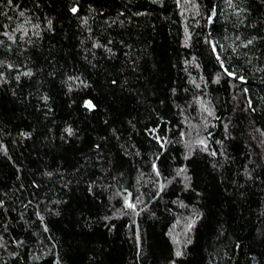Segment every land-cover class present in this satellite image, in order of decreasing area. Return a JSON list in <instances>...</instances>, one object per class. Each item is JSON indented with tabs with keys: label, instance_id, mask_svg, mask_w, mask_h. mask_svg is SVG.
Wrapping results in <instances>:
<instances>
[{
	"label": "trees",
	"instance_id": "1",
	"mask_svg": "<svg viewBox=\"0 0 264 264\" xmlns=\"http://www.w3.org/2000/svg\"><path fill=\"white\" fill-rule=\"evenodd\" d=\"M0 264H264V0H0Z\"/></svg>",
	"mask_w": 264,
	"mask_h": 264
},
{
	"label": "snow or ice",
	"instance_id": "2",
	"mask_svg": "<svg viewBox=\"0 0 264 264\" xmlns=\"http://www.w3.org/2000/svg\"><path fill=\"white\" fill-rule=\"evenodd\" d=\"M73 11H75V9H73ZM88 106H89V107H92V105H91L90 103L88 104ZM129 206L131 207V205H129Z\"/></svg>",
	"mask_w": 264,
	"mask_h": 264
},
{
	"label": "water",
	"instance_id": "3",
	"mask_svg": "<svg viewBox=\"0 0 264 264\" xmlns=\"http://www.w3.org/2000/svg\"><path fill=\"white\" fill-rule=\"evenodd\" d=\"M88 104H89V102L86 103V106H87V107H89Z\"/></svg>",
	"mask_w": 264,
	"mask_h": 264
}]
</instances>
